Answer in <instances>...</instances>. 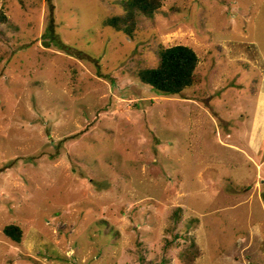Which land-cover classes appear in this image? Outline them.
<instances>
[{
    "label": "rangeland",
    "instance_id": "374dc122",
    "mask_svg": "<svg viewBox=\"0 0 264 264\" xmlns=\"http://www.w3.org/2000/svg\"><path fill=\"white\" fill-rule=\"evenodd\" d=\"M117 1L0 0V264H264V0H161L131 37ZM174 44L198 81L142 84Z\"/></svg>",
    "mask_w": 264,
    "mask_h": 264
},
{
    "label": "trees",
    "instance_id": "16d2710c",
    "mask_svg": "<svg viewBox=\"0 0 264 264\" xmlns=\"http://www.w3.org/2000/svg\"><path fill=\"white\" fill-rule=\"evenodd\" d=\"M116 5L121 13L108 17L105 24L114 31L131 37L136 30L137 16H151L160 8L161 0H119ZM5 20V15L0 11V21ZM157 56L155 66L138 70L137 77L142 84L161 93L177 94L198 81V56L191 47L182 44L162 46L158 49ZM2 232L14 242L20 241L22 230L19 226L7 224ZM201 254L197 244L190 240L179 257L183 264H193Z\"/></svg>",
    "mask_w": 264,
    "mask_h": 264
}]
</instances>
